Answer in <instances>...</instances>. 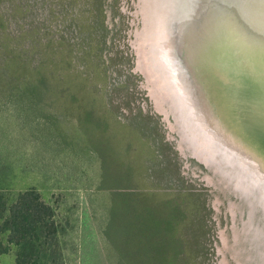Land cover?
I'll list each match as a JSON object with an SVG mask.
<instances>
[{
    "label": "rangeland",
    "instance_id": "1",
    "mask_svg": "<svg viewBox=\"0 0 264 264\" xmlns=\"http://www.w3.org/2000/svg\"><path fill=\"white\" fill-rule=\"evenodd\" d=\"M16 2L20 7L18 16L8 9ZM51 2L0 0V6L7 8L6 18L0 16V36L10 34V30L16 32L24 23L27 27L43 24L44 19L52 15L49 11ZM77 3L79 6L85 4L83 0ZM112 3L113 0L109 14L114 9ZM112 15L114 22L110 25L111 33L107 34L109 49L118 42L115 39L120 34L117 33L118 16L113 12ZM101 19L97 26L102 23ZM1 51L0 60L3 61L4 51ZM10 70V66L5 65L0 69V76L12 80L15 76ZM54 97L57 98L55 108L49 105L37 108L26 98L21 100L26 106L21 110L17 106L18 100H10L12 97L5 98L0 108V136L8 133L6 139H0V178L6 174L12 177L11 185L0 183V186L11 187L6 192L12 195L27 188L39 191L53 206L59 226V247L54 246L57 256H50L52 252L47 250L44 253L47 257L40 264H118L121 262L120 251L134 261L139 252L131 246L133 235L127 222H114L111 226L116 229L115 226L125 223L120 229L122 238H117L116 244L104 232L109 222L112 195L125 191V194H131L129 200L142 199L147 205H155L159 210H165L172 220V241L171 248L165 252L168 256L166 264H259V250L241 233L243 221L248 218V204L222 185L219 173L206 170L192 159L180 162L172 154L169 156L172 161L166 164L163 161L166 146L159 143V138H152L153 150L149 149L150 154L143 155L144 166L140 165L138 155H131L119 147L125 161L136 158V182L140 185L137 186L145 188L133 189L138 192L132 193L131 189L103 186L97 169V154L80 134L74 117L69 116L68 100L64 95ZM63 110L68 111L63 114ZM170 118L175 122L173 115ZM144 119L156 126L148 118ZM177 137L181 139L176 129L175 139ZM175 142L178 141L173 144ZM151 154L154 156L148 160ZM181 163L183 174H180ZM178 208L180 211L176 210ZM235 232L237 239H234ZM2 240L8 251L0 255V264H17L18 247L9 243L8 232L3 233Z\"/></svg>",
    "mask_w": 264,
    "mask_h": 264
},
{
    "label": "trees",
    "instance_id": "2",
    "mask_svg": "<svg viewBox=\"0 0 264 264\" xmlns=\"http://www.w3.org/2000/svg\"><path fill=\"white\" fill-rule=\"evenodd\" d=\"M77 1L52 0L49 3L52 15L44 19L43 24L27 27L24 23L16 32L10 30V34L0 36V50L4 51L0 69L10 66L15 76L12 80L0 76V108L8 97L18 100L21 110L26 107L21 100L26 98L37 108L44 105L55 108L57 98L54 96L64 95L70 107L69 116L74 117L80 134L97 154L101 184L136 193L138 191L133 189L145 188L137 186V160L125 161L119 147L138 155L140 165L144 166L143 155L153 150L151 140L156 139L158 133L142 113L134 110L128 94H124L127 83L111 77L107 64L99 59L101 35L97 20L102 11L101 0H83L84 6H79ZM18 3L8 7L17 16ZM6 12V6H0V16L4 19ZM49 18L53 19L51 23ZM122 106L130 109L121 116L118 111ZM68 110H63V114ZM7 134L5 132L0 139H6ZM163 145L167 148L163 161L169 165L172 161L169 146ZM154 155H149L148 160ZM11 178L6 174L0 178V183L11 185ZM145 183L147 185V180ZM11 189L0 186V255L8 251L2 240L3 233L8 232L9 243L18 247L17 264H40L47 257L44 254L47 250H51L50 256H57L54 246L59 247V226L53 206L34 188L19 190L13 195L6 192ZM125 193L112 195L109 222L104 232L116 244L117 238H122L120 229L125 223L115 226L116 229L111 226L114 222H127L133 235L131 246L139 253L132 261L119 250L121 262L118 264H166L165 252L171 248L172 241V220L165 210L147 205L142 199L129 200L131 194Z\"/></svg>",
    "mask_w": 264,
    "mask_h": 264
},
{
    "label": "bare ground",
    "instance_id": "3",
    "mask_svg": "<svg viewBox=\"0 0 264 264\" xmlns=\"http://www.w3.org/2000/svg\"><path fill=\"white\" fill-rule=\"evenodd\" d=\"M182 3V0H138L137 14L141 17L136 30L139 67L147 76L157 109L168 118L174 116L172 127L180 134L182 150L189 149L192 155L219 173L222 185L248 204V218L243 221L241 233L246 240L253 241L259 250V264H264V123L262 127L255 123L262 102L255 92L257 77L244 80V87L236 95L240 76L236 78L235 70L243 57L247 61L255 56L256 46L249 29H256L264 36V0H220L213 10L206 5L208 13L216 14L211 13L212 18L219 20L215 31L213 20L210 23V44L218 47L220 56L229 58L235 72L231 85H223V93L217 79L220 94L207 83L205 75L210 74V69L195 61L194 53L197 52L188 42L191 35H188V21L192 20V14ZM218 5L225 11L220 13ZM202 20L204 24L195 23L189 33L194 29L199 35L201 31L205 41L202 33L206 32V15H202ZM243 20H247V25ZM230 23L233 25L229 29ZM242 100L248 103L249 111ZM227 104L245 111L236 114L235 108L232 118L233 112L223 111L222 107ZM234 236L238 238L236 232Z\"/></svg>",
    "mask_w": 264,
    "mask_h": 264
},
{
    "label": "water",
    "instance_id": "4",
    "mask_svg": "<svg viewBox=\"0 0 264 264\" xmlns=\"http://www.w3.org/2000/svg\"><path fill=\"white\" fill-rule=\"evenodd\" d=\"M112 0H101V13L99 15V18L104 16L102 18V23H99L98 30L100 31L101 35V48H100V61L107 64V70L111 77L113 78H119L121 81H125L127 83L126 90L124 94H128L130 97V102L132 103V106L134 107V110L139 111V113H142L143 116L147 118H151L152 122L156 124L155 128L157 130L158 136L157 140L159 138V143L161 141L162 144L168 145L170 150V155L172 154L173 157H177L178 161L185 162L189 159L195 160L197 163L202 165L206 170L215 171L214 169L210 168L204 161L199 159L197 156L192 155L189 149H183L181 147V141L177 137L175 139V131L176 129H173L172 124H174V121L169 117L165 115V113L159 111L155 105V101L150 93V88L147 80V76L145 72L139 67V54L137 52V46H136V30L137 27L140 26V15L137 14V3L138 0H113V14L118 16L120 27L118 28L117 33H120L119 36L117 35V38L115 40H118V42L113 41V46L111 49L109 42H107V34L111 33V27L110 25L114 22V17L111 14H109L110 11V5ZM115 1V3H114ZM220 1V0H219ZM218 0H182V4L187 5L186 10L191 12L192 14V20L188 21V35H190L188 42L191 43L192 47H194L195 51L197 53H194V56H196L195 61H200L203 63L204 67H208L210 69V74L205 75L206 79L208 80L207 83L211 84L213 88H215V92L219 93V89L217 87V81L219 80L220 83V89L223 93V85L229 87L231 85V82L234 78V71L232 62L229 60L228 57H224L223 55L220 56V53L218 54V47L213 44H210V37L208 35V30L211 21L214 22L212 24L213 30H217V22L219 21L218 18H212L210 15L213 11H210L209 13L206 11V5H209V9L213 10L217 3H219ZM108 5V6H107ZM204 6V7H203ZM219 7V12H224L225 10ZM203 7V8H202ZM216 9V10H217ZM213 15H216L212 13ZM183 14L179 15L182 16ZM202 15H206V32H203V38L201 37V31L199 32V35L194 31V29L191 30V33H189V30L191 28H194L195 23L198 25H203L204 22L202 20ZM108 16V22H106ZM218 16V15H217ZM222 14H219V17H221ZM98 18V19H99ZM183 18V16H182ZM99 19V20H100ZM97 20V22L99 21ZM196 20V21H193ZM244 24L247 25V20H243ZM209 22V23H207ZM234 23V22H233ZM233 23L229 24V29L233 25ZM122 25V28H121ZM179 25V24H178ZM120 28L122 30H120ZM136 28V30H135ZM250 28V26H248ZM122 32V33H121ZM222 32L218 33L219 35ZM249 33L251 36L253 44L256 46L255 56L250 59L246 60L245 57L242 58L241 65L236 68V72L238 78L240 76V79L237 84V90L236 95L240 88L244 87L243 81L250 80L249 77H257L256 80V93L259 95V99L262 102V106L260 111L257 113L256 116V126L262 127V124L264 123V114L262 113V110L264 109V64H263V58H264V36H262V33L257 31L256 29L254 31H251L249 29ZM224 34V33H223ZM121 38L123 41V44L121 43ZM112 39V38H111ZM183 43V41H182ZM109 49V51H107ZM111 51V52H110ZM113 55V56H112ZM212 65H214L212 69ZM255 66V67H254ZM257 69V71H254ZM217 74H215V72ZM205 78V77H204ZM218 79V80H217ZM124 92V91H123ZM211 95H216L213 92L210 93ZM220 94V93H219ZM218 97V96H217ZM220 100V97H218V101ZM229 100V99H228ZM230 101V100H229ZM244 103V107L247 111L250 110V107L246 100H242ZM223 111L224 112H233V114L230 116L234 118V111L236 108V114L238 112H244L245 110L241 109L237 105H231L227 104L224 105ZM129 109L127 106H122L119 109V114L125 115L127 112H129ZM242 118L244 119V116L242 113H240ZM174 119V118H173ZM242 119V121H243ZM175 120V119H174ZM156 122V123H155ZM241 128V127H240ZM174 141H178L176 144H173ZM183 163H181L180 167V174H183ZM183 176V175H181ZM181 176H179L181 178ZM215 218L218 219L216 216ZM217 245V244H216Z\"/></svg>",
    "mask_w": 264,
    "mask_h": 264
}]
</instances>
